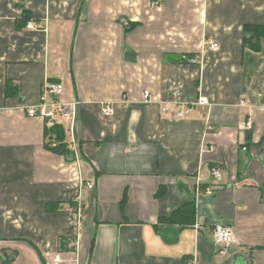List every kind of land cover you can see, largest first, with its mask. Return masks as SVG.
<instances>
[{
    "label": "crops",
    "instance_id": "crops-1",
    "mask_svg": "<svg viewBox=\"0 0 264 264\" xmlns=\"http://www.w3.org/2000/svg\"><path fill=\"white\" fill-rule=\"evenodd\" d=\"M247 24L264 25V0H0V256L264 264V50L243 44ZM47 80L77 103L59 117L68 153L24 109ZM200 95L210 105L178 118ZM187 201L194 224L163 220Z\"/></svg>",
    "mask_w": 264,
    "mask_h": 264
},
{
    "label": "built area",
    "instance_id": "built-area-1",
    "mask_svg": "<svg viewBox=\"0 0 264 264\" xmlns=\"http://www.w3.org/2000/svg\"><path fill=\"white\" fill-rule=\"evenodd\" d=\"M156 6V4H153ZM28 28L38 29L39 27L35 25L34 22H29L27 24ZM211 48H217L218 43L212 42L210 43ZM183 60L188 61L189 63H198V59L194 57H188L183 56ZM65 91V86L63 82L61 81H51L47 80L43 83L42 89H41V96L40 100L37 104L34 105H26L24 106V109L26 113L30 117H42L47 121V124L49 126L55 125L59 123V117H65L70 118L72 117V120L76 119L77 113H76V102H65L62 100V96ZM145 97L147 98V101H153L151 97V92L149 90L145 91ZM181 95V90L177 89L174 91V96L176 97L170 102H167L166 105L163 107L164 111L169 110V106L171 103L178 102V97ZM52 97L53 99L50 100L49 98ZM179 104H182V108L177 113L178 118H185L189 116L191 113H193L196 106H200L205 108L206 106H209V99L208 97L204 95H200L196 100L189 101V102H179ZM246 104L245 101L241 102V105ZM104 115L110 116L113 115L115 112V108L112 104H106L103 107ZM209 128L211 129L212 126L209 125ZM52 146H57L56 142L52 143ZM245 149V148H244ZM212 173L214 177L219 181L222 178V173L220 169L214 168L212 169ZM86 187L89 189L93 188V184L90 182L86 183ZM207 193H212L211 189H207ZM213 235L216 244L219 247H228L234 236H235V227L232 225H225V224H216L213 229ZM186 264H194L192 261L186 262Z\"/></svg>",
    "mask_w": 264,
    "mask_h": 264
},
{
    "label": "trees",
    "instance_id": "trees-1",
    "mask_svg": "<svg viewBox=\"0 0 264 264\" xmlns=\"http://www.w3.org/2000/svg\"><path fill=\"white\" fill-rule=\"evenodd\" d=\"M26 22L28 19H26ZM243 44L254 51L264 50V25L247 24L244 26ZM10 85V84H9ZM10 86H8V90ZM47 146L59 153H68L69 148L65 142L64 128L60 123L52 126L47 125L46 129ZM56 142L57 146H52ZM196 204L194 201H187L179 206L172 214L163 219L171 223H180L183 225H192L196 220ZM17 256V251H2L0 256V264H14Z\"/></svg>",
    "mask_w": 264,
    "mask_h": 264
}]
</instances>
